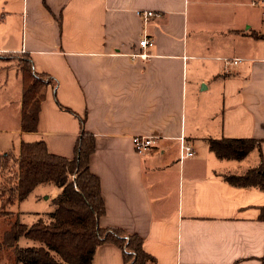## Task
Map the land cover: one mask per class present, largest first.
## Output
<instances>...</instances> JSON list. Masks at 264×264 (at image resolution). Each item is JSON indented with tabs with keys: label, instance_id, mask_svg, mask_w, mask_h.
Instances as JSON below:
<instances>
[{
	"label": "crops",
	"instance_id": "1",
	"mask_svg": "<svg viewBox=\"0 0 264 264\" xmlns=\"http://www.w3.org/2000/svg\"><path fill=\"white\" fill-rule=\"evenodd\" d=\"M144 11L161 16L145 22ZM144 37L154 46L143 50ZM2 56L31 59L56 87H46L37 130L24 132L22 75L4 61L17 108L3 132L18 138L0 139V155L44 141L72 158L83 120L96 140L102 228L140 236L157 264H264V192L224 180L264 164V0H0ZM136 136L155 147L137 153ZM222 138L259 144L222 160L209 147ZM183 139L195 156L181 160ZM93 264H125L123 251L105 243Z\"/></svg>",
	"mask_w": 264,
	"mask_h": 264
},
{
	"label": "trees",
	"instance_id": "2",
	"mask_svg": "<svg viewBox=\"0 0 264 264\" xmlns=\"http://www.w3.org/2000/svg\"><path fill=\"white\" fill-rule=\"evenodd\" d=\"M7 56H2V59ZM23 79L22 120L24 132L37 130L40 104L47 85L56 81L35 72L31 59L19 58ZM77 139L74 156L66 158L48 151L44 141L22 143L18 153L0 155V215L12 214L11 208L22 202L42 184L59 188L53 199L55 210L29 226L15 221L6 231L3 247L12 250L15 260L23 264H93L96 250L105 243L117 245L123 251L125 264H157L143 249L144 240L123 229L102 228L105 214L100 180L90 170V158L96 149L95 136L83 128ZM259 144L254 139L222 138L210 140L209 147L222 160H243ZM13 154V155H12ZM224 180L240 188H255L264 192V164L242 175H226ZM260 221H264L261 207ZM25 237L35 244L18 245Z\"/></svg>",
	"mask_w": 264,
	"mask_h": 264
},
{
	"label": "rangeland",
	"instance_id": "3",
	"mask_svg": "<svg viewBox=\"0 0 264 264\" xmlns=\"http://www.w3.org/2000/svg\"><path fill=\"white\" fill-rule=\"evenodd\" d=\"M205 14V13H204ZM216 13L211 9L205 16L209 17V20L214 18ZM212 16V17H210ZM4 61L13 63L17 69L21 65L19 59H1L0 67L4 65ZM14 66V67H15ZM14 76V70L4 72L0 74V118L8 119L5 123L0 122V139H4L9 144L17 140L18 136L7 132L13 130L16 127V108H17V86ZM4 130H7L3 132ZM9 140V141H8ZM10 149L12 146H9ZM8 148V147H7ZM6 150L4 146L1 147V151ZM15 154V153H14ZM13 155V154H12ZM16 155V154H15ZM1 174V172H0ZM55 187L51 184H42L38 186L30 196H28L22 202L17 203L11 208L12 214L8 216L0 215V245L3 243L4 235L6 231L10 229V224L15 221L27 224L29 226L36 223L40 218L46 217L48 213L55 210L52 196L55 192ZM1 208V203H0ZM35 243L22 237L18 241V245L22 248H26L34 245ZM0 264H23L15 260V256L12 250L3 247L0 252Z\"/></svg>",
	"mask_w": 264,
	"mask_h": 264
},
{
	"label": "built area",
	"instance_id": "4",
	"mask_svg": "<svg viewBox=\"0 0 264 264\" xmlns=\"http://www.w3.org/2000/svg\"><path fill=\"white\" fill-rule=\"evenodd\" d=\"M140 17L147 22L153 17H159L161 16L160 14H157L153 11H144L139 13ZM140 47L143 50L149 49L154 46V40L150 39L148 37H144L141 39L139 43ZM136 56H139L143 59H147L149 55L146 52L140 53ZM241 59H226L225 63L227 65H237L241 62ZM132 143L134 146V149L136 150L137 153L139 154H146L148 153L152 148L155 147L156 145V139L153 137H148V136H136L132 138ZM195 156L194 149L183 139L182 140V156L181 160L187 159V158H192Z\"/></svg>",
	"mask_w": 264,
	"mask_h": 264
}]
</instances>
